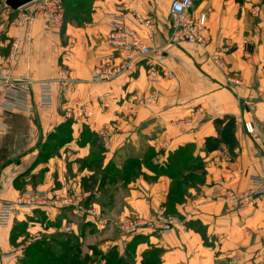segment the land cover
Wrapping results in <instances>:
<instances>
[{
    "label": "crops",
    "instance_id": "crops-1",
    "mask_svg": "<svg viewBox=\"0 0 264 264\" xmlns=\"http://www.w3.org/2000/svg\"><path fill=\"white\" fill-rule=\"evenodd\" d=\"M121 1L94 0L88 24L67 27V44L53 38L41 23L13 27L8 13L0 12V53L9 51L10 41H20L12 76L32 83L33 90L30 112L9 116L8 130L0 132V203L26 190L79 193L84 199L110 189L111 184L98 182L99 175L106 179L102 176L109 164L122 167L127 155L152 149L153 164L165 165L170 155L190 146L204 163L206 175L202 183L189 186L176 205L185 229L167 234L147 230L134 249L136 260L154 248L160 251L159 264H264V248L256 247L264 237V197L246 211L232 212L220 193L245 191L254 177L264 178V0H194V13L207 15L212 42L208 51L188 44L166 46L168 25L162 23L160 10L167 19L171 0H138L140 13L158 21L152 40L168 54L174 79L153 85L139 69L131 80L95 84L96 59L109 52L104 44L109 33L105 17ZM219 52L245 81L244 88H226L224 71L210 60ZM49 79L55 80L54 108L43 110L37 84ZM153 87L160 93L158 103L150 109L136 107L133 91ZM1 93L0 87V97ZM82 108L93 115L80 116ZM225 117L235 120L236 145L222 142L219 148L206 150L207 139L219 138L215 120ZM181 119L186 123H178ZM246 122L253 124L255 133L246 132ZM98 155L102 159H95ZM172 186L173 178L142 165L138 178L120 188L125 195L117 219L130 213L148 218L166 211ZM95 207V214H100L101 205ZM34 212H20L10 227H0V264H17L20 253L15 247L21 237H15L13 228ZM101 219L98 223H117L112 217ZM133 238L88 233L82 237V253L90 254L98 243L125 253Z\"/></svg>",
    "mask_w": 264,
    "mask_h": 264
},
{
    "label": "built area",
    "instance_id": "built-area-1",
    "mask_svg": "<svg viewBox=\"0 0 264 264\" xmlns=\"http://www.w3.org/2000/svg\"><path fill=\"white\" fill-rule=\"evenodd\" d=\"M126 2H130V6H127ZM32 4V10L15 19V26L24 29L33 23H41L43 29L53 38H62L65 28V9L62 1L37 0ZM193 7L194 0H171L169 19H171L172 25L168 32L166 45L183 41L188 45L200 46L206 51L210 49L212 42L207 15L204 13L195 14ZM139 8L138 0H123L116 11L106 14L109 33L104 44L108 47L109 52L97 58L98 64L92 77L93 83L102 84L115 81L143 65L147 67L148 78L153 82L175 77L173 71L166 65L169 62L168 54L163 50L164 48L155 46L152 40L153 33L158 29V21L144 17ZM145 32L150 33V36H145ZM19 48L20 41L14 39L10 43L9 51L6 54L0 53V84L2 88L0 132L8 130L6 121L9 116L18 112L29 113L33 103L32 83L15 81L12 76L19 57ZM222 49L226 53L227 45L224 44ZM210 59L220 69L227 71V64L220 52L215 55L211 54ZM62 74L64 77H68V71L62 70ZM227 80L234 87L243 84L242 81L229 76V73ZM54 82L55 80L49 79L37 84L40 90L39 106L43 110L54 108ZM153 95L147 99L143 95H139L138 100L142 105L145 104L144 101L153 105L157 101L156 93ZM85 110L80 109V116L91 117L93 115L92 112ZM244 127L247 133H255L251 122H246ZM220 193L227 203L229 211H246L258 198L264 197V178L254 177L251 186L245 191L221 189ZM81 200L82 195L79 193L58 196L49 195L42 190H26L15 199L1 201L0 227H10L20 212L78 207ZM119 227L125 235L143 234L147 230L167 234L175 229L184 228L177 216H171L164 210L155 211L148 218L138 214L124 217L120 221ZM258 246L264 248V237L256 244V247ZM17 250L20 252L19 248ZM7 256L14 257V254Z\"/></svg>",
    "mask_w": 264,
    "mask_h": 264
},
{
    "label": "rangeland",
    "instance_id": "rangeland-1",
    "mask_svg": "<svg viewBox=\"0 0 264 264\" xmlns=\"http://www.w3.org/2000/svg\"><path fill=\"white\" fill-rule=\"evenodd\" d=\"M61 1L65 9L66 24L63 31L64 36L62 35V40L67 44L69 39V37L66 36L67 27L69 25L73 27L85 26V23L88 22L90 14L93 10L91 4L92 2H94V0ZM21 9V11L19 10L17 12H13L5 6V0H0V12L8 13L10 17L8 22L13 27H16L14 24L15 19L19 15L26 14L27 11L32 10L33 4L31 3ZM160 15H163L160 16L161 19L164 20L162 23L168 25V32H170L172 25L171 19H169V17L167 19L164 18L165 16L161 13V10ZM1 38H4L3 34L1 35ZM12 41H10V43ZM166 42L167 37L165 44ZM181 44L186 43L183 41H178L173 45L166 46H179ZM216 67L218 66L216 65ZM139 69H144L143 71L145 72L147 81L153 85H157L162 81H169L174 79H160L157 82H153L148 78V71L145 65L139 67L137 70L125 74L123 78L126 77L127 79L131 80L132 77L138 71H140ZM224 73L227 89H234V91H237L238 88H244L245 81L240 77L238 73L231 71L228 64L227 71H224ZM228 73L229 76H231L233 79L240 80L243 84H240V86L237 85L235 87L231 86V83H229L227 80ZM119 79H122V77ZM153 93H156L157 95V101L153 105H151L150 103L147 104L146 101H144L146 105H142L138 100L139 95H143L147 99L154 96ZM159 96V91L154 87L151 88V90H149L148 92L142 90H134L132 93V97L134 99L136 107L145 109H150L151 107L155 106L159 101ZM236 98L241 101V98L237 93ZM262 98L264 101V94ZM103 101L105 104L104 106H108L109 98H106ZM183 120L184 119L179 120L178 123H186ZM154 153H156V151L153 152L152 149H143L140 153H132L127 155V158L129 159L126 160V163L122 167L116 166L115 163L109 164V166L107 167V173L103 174L106 176H102L106 179L103 180L99 175L98 179L101 181L98 182H102L101 185L103 186L105 184H111L110 189L106 192H104V190L97 192V194L94 196L92 195L84 199L82 198L80 206L68 207L63 209L56 208V210L49 209V211H35L31 216L28 217L26 221H23L21 223L17 222V224L13 228L15 237H21L17 247H15V250L17 248H19L20 250L17 264H159L158 258L160 255V251L154 248L146 250L144 252V255H141L142 259L138 260L137 258L136 260L134 256V249L137 246L136 242L129 247L127 246L125 253L120 252L117 246H110L105 243H98V245L94 246L92 252L88 255H84L81 249L84 246L82 237L88 233L102 235L103 232H109L112 236H116V238L124 234V231H122L119 227L120 221L123 218L117 219L118 216H121V201H123V197L125 195L123 191L120 192V188L125 187L127 184L134 182L138 178L139 173L142 171V165L149 169L154 168V170L158 173L173 177V186L170 192L167 206L170 207L168 209V212L170 213L169 215L179 216L175 208L177 204L182 203L184 196L187 194V189L189 188V186H195L199 183H202L205 179L206 171L203 167L204 163L200 158L195 156L193 148L190 146L187 148L185 147L183 149V152L177 155L178 157L175 156V154L170 155V157L167 158L168 161L167 163H165V165L153 164L152 156H154ZM95 159L100 160L102 158L100 155H98L95 156ZM46 192L49 195L58 196L75 194L69 192H67L66 194H56L55 192L51 191ZM100 205V214L97 213V215L95 214V210L98 211V208H96L95 206ZM131 215L132 214L130 213L125 217ZM102 216L112 217V219L117 220V223L113 224L112 221L110 222V224L105 223V221L98 223V217L101 219ZM195 228L199 229L200 225H197ZM184 229L185 228H183V230ZM125 236H127V238H133L135 235L127 234ZM140 240L141 239H139L138 242H140Z\"/></svg>",
    "mask_w": 264,
    "mask_h": 264
},
{
    "label": "trees",
    "instance_id": "trees-1",
    "mask_svg": "<svg viewBox=\"0 0 264 264\" xmlns=\"http://www.w3.org/2000/svg\"><path fill=\"white\" fill-rule=\"evenodd\" d=\"M65 26H66V24H65ZM215 123H216V127H217V130H218V133H219V138H216V139L215 138H209V139H207L206 140V144H205L206 150H215V149L220 147V144L222 142H225L230 147L231 146H235L236 145V139H235L234 133H233L234 123H235L234 118L233 117H225L224 119H216ZM222 124H225L224 128H222ZM187 147H189V146H186V148ZM183 149L184 148L179 149L176 153H174L175 156L179 155V153L181 154L183 152ZM173 191H174V189H173ZM169 208L170 207H168V206L165 207L167 214H170L168 212ZM195 229H197V231L199 233L203 234V231H202L201 227L199 229L198 228H195ZM139 239H141L140 242L143 241L144 236L142 234L135 235L133 240H132V242L128 245V247L130 245H132V244H135V242L137 244H139L140 243V242H138ZM158 263H160L159 259H158Z\"/></svg>",
    "mask_w": 264,
    "mask_h": 264
},
{
    "label": "water",
    "instance_id": "water-1",
    "mask_svg": "<svg viewBox=\"0 0 264 264\" xmlns=\"http://www.w3.org/2000/svg\"><path fill=\"white\" fill-rule=\"evenodd\" d=\"M37 0H5V6L13 12L19 11L21 8L35 2Z\"/></svg>",
    "mask_w": 264,
    "mask_h": 264
}]
</instances>
